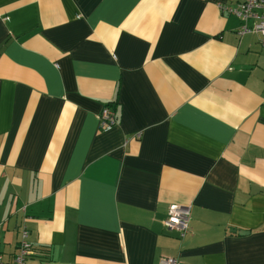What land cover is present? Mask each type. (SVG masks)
I'll use <instances>...</instances> for the list:
<instances>
[{
  "label": "crops",
  "instance_id": "0c3cea01",
  "mask_svg": "<svg viewBox=\"0 0 264 264\" xmlns=\"http://www.w3.org/2000/svg\"><path fill=\"white\" fill-rule=\"evenodd\" d=\"M238 1L0 0L5 263L25 223V264H264V46Z\"/></svg>",
  "mask_w": 264,
  "mask_h": 264
},
{
  "label": "built area",
  "instance_id": "2783aa9c",
  "mask_svg": "<svg viewBox=\"0 0 264 264\" xmlns=\"http://www.w3.org/2000/svg\"><path fill=\"white\" fill-rule=\"evenodd\" d=\"M221 8L240 20L239 34L258 33L264 46V0H239L235 6L221 5ZM98 119L100 129L108 130L115 124L116 115L109 107L105 106L101 109ZM189 213L188 205L170 204L163 224L166 228L177 230L181 235H184L189 230ZM19 232L20 238L11 262L5 263L0 257V264H25L27 255L33 252L25 223L20 225ZM159 264H177V258L163 254L159 257Z\"/></svg>",
  "mask_w": 264,
  "mask_h": 264
},
{
  "label": "trees",
  "instance_id": "16d2710c",
  "mask_svg": "<svg viewBox=\"0 0 264 264\" xmlns=\"http://www.w3.org/2000/svg\"><path fill=\"white\" fill-rule=\"evenodd\" d=\"M109 105H110V103H108L107 105H104L103 107L107 106V107H109V108H110V106H109ZM103 107H102V108H103ZM102 108H101V109H102ZM110 109H111V110L114 112V114L116 115V113H115L114 109H112V108H110ZM100 111H101V110H100ZM99 113H100V112H99ZM98 120H99V119H98ZM116 121H117V115H116ZM115 124H116V122H115ZM115 124H114V125H115Z\"/></svg>",
  "mask_w": 264,
  "mask_h": 264
},
{
  "label": "water",
  "instance_id": "95a60500",
  "mask_svg": "<svg viewBox=\"0 0 264 264\" xmlns=\"http://www.w3.org/2000/svg\"><path fill=\"white\" fill-rule=\"evenodd\" d=\"M245 232V230H243ZM247 231V230H246Z\"/></svg>",
  "mask_w": 264,
  "mask_h": 264
}]
</instances>
